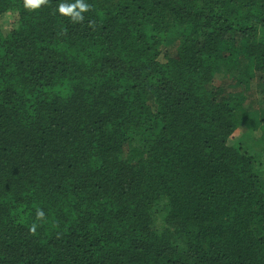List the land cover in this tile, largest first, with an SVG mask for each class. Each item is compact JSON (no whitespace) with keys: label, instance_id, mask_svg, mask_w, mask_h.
Here are the masks:
<instances>
[{"label":"trees","instance_id":"1","mask_svg":"<svg viewBox=\"0 0 264 264\" xmlns=\"http://www.w3.org/2000/svg\"><path fill=\"white\" fill-rule=\"evenodd\" d=\"M60 2L0 0V264H264V0Z\"/></svg>","mask_w":264,"mask_h":264},{"label":"rangeland","instance_id":"2","mask_svg":"<svg viewBox=\"0 0 264 264\" xmlns=\"http://www.w3.org/2000/svg\"><path fill=\"white\" fill-rule=\"evenodd\" d=\"M10 18L9 14H7L3 21L6 22V20H8ZM167 49H174V45L172 44L171 46H167L165 47ZM214 84L216 86H219L221 85L222 87H224L227 91L229 92H234V93H237L239 91V87L236 85V80L228 73H221L217 76ZM251 90L257 95V96H260L261 92L264 91V81L261 82L260 86L252 83L251 84ZM251 110V109H250ZM243 131L241 132H237L235 134V136L237 137L236 140L238 142L241 143V145L246 149L248 150L251 154H255L257 151H260L259 150V147H257V145H255V138L257 136H259V132L258 131H253V132H249V131H246L245 133L241 134ZM262 161L264 162V156L262 158ZM162 218L161 216L159 215L158 217H156V225L155 226L156 228L158 229H162ZM162 227V228H161Z\"/></svg>","mask_w":264,"mask_h":264},{"label":"clouds","instance_id":"3","mask_svg":"<svg viewBox=\"0 0 264 264\" xmlns=\"http://www.w3.org/2000/svg\"><path fill=\"white\" fill-rule=\"evenodd\" d=\"M46 0H24L25 8L29 10H35L41 7ZM89 9V4L85 3L84 0H74V2H67V0H61L58 4L57 11L62 16H69L74 21L83 19V13ZM37 217H43L44 213L42 210H38L36 213ZM35 226H33V231Z\"/></svg>","mask_w":264,"mask_h":264}]
</instances>
